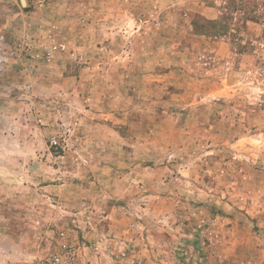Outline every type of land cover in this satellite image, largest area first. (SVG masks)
I'll list each match as a JSON object with an SVG mask.
<instances>
[{"label":"rangeland","instance_id":"obj_1","mask_svg":"<svg viewBox=\"0 0 264 264\" xmlns=\"http://www.w3.org/2000/svg\"><path fill=\"white\" fill-rule=\"evenodd\" d=\"M55 253L264 264V0H0V264Z\"/></svg>","mask_w":264,"mask_h":264},{"label":"built area","instance_id":"obj_2","mask_svg":"<svg viewBox=\"0 0 264 264\" xmlns=\"http://www.w3.org/2000/svg\"><path fill=\"white\" fill-rule=\"evenodd\" d=\"M56 143L55 140H53ZM29 264H70L69 262L65 261L62 255L59 253L52 254L50 256H44L36 259L34 262Z\"/></svg>","mask_w":264,"mask_h":264}]
</instances>
